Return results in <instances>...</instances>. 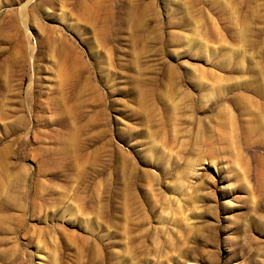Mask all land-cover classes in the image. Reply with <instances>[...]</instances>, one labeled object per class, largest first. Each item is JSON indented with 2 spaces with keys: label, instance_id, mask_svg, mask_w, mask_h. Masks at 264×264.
<instances>
[{
  "label": "rangeland",
  "instance_id": "obj_1",
  "mask_svg": "<svg viewBox=\"0 0 264 264\" xmlns=\"http://www.w3.org/2000/svg\"><path fill=\"white\" fill-rule=\"evenodd\" d=\"M0 264H264V0H0Z\"/></svg>",
  "mask_w": 264,
  "mask_h": 264
}]
</instances>
